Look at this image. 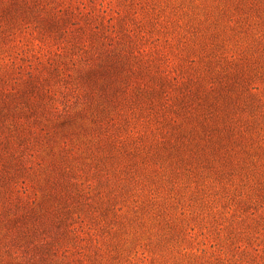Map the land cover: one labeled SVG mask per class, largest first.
<instances>
[{
    "label": "rangeland",
    "instance_id": "obj_1",
    "mask_svg": "<svg viewBox=\"0 0 264 264\" xmlns=\"http://www.w3.org/2000/svg\"><path fill=\"white\" fill-rule=\"evenodd\" d=\"M0 264H264V0H0Z\"/></svg>",
    "mask_w": 264,
    "mask_h": 264
}]
</instances>
